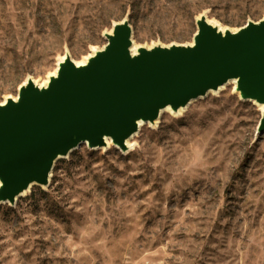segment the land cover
Masks as SVG:
<instances>
[{"label": "rangeland", "instance_id": "rangeland-1", "mask_svg": "<svg viewBox=\"0 0 264 264\" xmlns=\"http://www.w3.org/2000/svg\"><path fill=\"white\" fill-rule=\"evenodd\" d=\"M201 15L236 31L264 0H0V104L115 23L137 47L188 45ZM235 89L143 123L131 150L80 144L47 186L0 202V264H264L263 106Z\"/></svg>", "mask_w": 264, "mask_h": 264}, {"label": "water", "instance_id": "water-1", "mask_svg": "<svg viewBox=\"0 0 264 264\" xmlns=\"http://www.w3.org/2000/svg\"><path fill=\"white\" fill-rule=\"evenodd\" d=\"M191 44L131 48L128 20L115 23L85 64L68 55L39 88L28 79L0 104V202L14 204L32 186H47L54 164L80 144L125 142L138 122L153 123L236 80L242 100L263 106L264 18L220 32L201 15Z\"/></svg>", "mask_w": 264, "mask_h": 264}, {"label": "bare ground", "instance_id": "bare-ground-1", "mask_svg": "<svg viewBox=\"0 0 264 264\" xmlns=\"http://www.w3.org/2000/svg\"><path fill=\"white\" fill-rule=\"evenodd\" d=\"M208 22H209L210 24H212L213 26H216L220 32H225L226 29H225L224 27H222L221 25H219L217 22H215V21H213V20H208ZM110 32H111V31H110ZM110 32H108V33H110ZM138 48H139V47H137L136 45L133 44V46H132V48H131V53H132L133 55H135V54L137 53V49H138ZM94 53H95V51H94L91 55H88V56L84 57L81 61L75 62L76 65H83V64H85V63L87 62V60H88V59H89ZM65 57H66V56H62V57L60 58L59 63H61V62L65 59ZM59 63H58V64H59ZM56 72H57V67H56L51 73H49V74H48L43 80H41V81L33 80V82H34V84L37 85L39 88L46 87L47 84H48V82H49V79H50L52 76H55V75H56ZM228 83H231V84L234 85V87H236V80H230ZM223 86H224V85H223ZM223 86H221L217 91H211V93H216V92H218L219 90H221V89L223 88ZM13 98L16 99V96L13 97ZM6 99H7V98H6ZM6 99H5V100H6ZM5 100L3 101V103L5 102ZM3 103H2V104H3ZM259 106H260V108H262V105H259ZM184 110H185V108H179L176 112H173L169 107H166V108L160 110L159 115H161V114H163V113H165V112H169V113H171V114H173V115H180ZM156 123H157V121H155V122L153 123V125H155ZM142 125H143V122H142V121H139V122H138V127H141ZM111 144H112V143L110 142V140L107 139V141H106V146H105V147H102V148H103V149L108 148ZM125 146H126V149H127V150H131V148H132V145H131V143H130L129 140H127V141L125 142ZM27 192H28V190H27V191H24V192L21 194V196L25 195Z\"/></svg>", "mask_w": 264, "mask_h": 264}]
</instances>
